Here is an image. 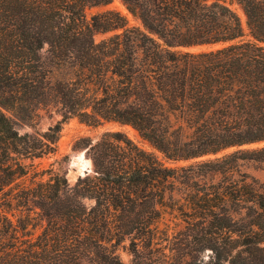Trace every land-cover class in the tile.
I'll use <instances>...</instances> for the list:
<instances>
[{
	"label": "trees",
	"instance_id": "1",
	"mask_svg": "<svg viewBox=\"0 0 264 264\" xmlns=\"http://www.w3.org/2000/svg\"><path fill=\"white\" fill-rule=\"evenodd\" d=\"M122 1L141 27L116 11L87 17L86 8L112 0H0V264H124L117 249L126 240L133 264H150L138 248L157 245L175 174L118 133L93 148L94 175L73 187L26 165L56 151L69 119L130 125L173 161L264 141V0ZM51 107L63 119L43 134H20L3 111L31 120ZM247 193L237 204L251 202L261 216L264 185ZM197 214L191 224L226 229L234 219ZM214 253V264L231 260ZM162 254L161 264H202L193 253Z\"/></svg>",
	"mask_w": 264,
	"mask_h": 264
},
{
	"label": "rangeland",
	"instance_id": "2",
	"mask_svg": "<svg viewBox=\"0 0 264 264\" xmlns=\"http://www.w3.org/2000/svg\"><path fill=\"white\" fill-rule=\"evenodd\" d=\"M227 1L231 2V0ZM233 9L240 15L245 33L248 35L247 19L243 10L236 3L233 4ZM106 11L119 12L129 20L131 26L141 27V22L128 12L122 0H112L107 6L88 7L86 15L91 19ZM114 34L115 32L97 33L95 40L99 43ZM202 50L206 48L192 49V51ZM3 111L22 135L43 134L63 119L58 107L39 110L36 117L31 120H23L12 112ZM114 133L120 134L122 139H128L143 151L154 155L175 174L171 192L159 205L162 219L158 223L155 236L157 245L148 250L142 244L138 248L143 252L141 254L151 257L147 260L148 263L161 264L162 253L165 252L175 260L186 253H193L198 255L202 264H214L216 247L223 255H229L231 263L227 264H264V212H261V216L256 215L250 208L251 202H246L242 206L237 204L241 194L245 193L244 198L249 200L251 196L247 191H251L256 185H264V161H262L264 153H258L264 149V141L230 147L215 154L173 161L168 160L130 125L105 122L94 127L72 118L62 124L54 153L43 159L23 160V162L26 165L34 164L40 170L60 173L73 187L80 178L94 175L93 148L102 141L104 135ZM49 177L46 173L45 179ZM84 203L89 207L95 205V201L90 199H85ZM209 209L218 218L223 219L226 215H233L234 219L228 221L226 229L220 228L217 224L209 225L205 222V218H199L196 224H191L190 215L196 213L200 215ZM21 214V210H16L10 212L9 216L16 222ZM217 220L215 217L214 222ZM252 221H259V224L253 227ZM37 223L35 234L41 232L44 224L41 218H37ZM29 229L31 230L32 227ZM130 249V240H126L117 249V254L124 264H133Z\"/></svg>",
	"mask_w": 264,
	"mask_h": 264
}]
</instances>
